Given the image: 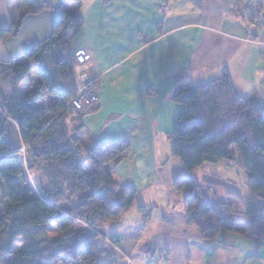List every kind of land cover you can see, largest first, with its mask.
<instances>
[{
	"label": "trees",
	"instance_id": "obj_1",
	"mask_svg": "<svg viewBox=\"0 0 264 264\" xmlns=\"http://www.w3.org/2000/svg\"><path fill=\"white\" fill-rule=\"evenodd\" d=\"M15 3L17 17L0 31L1 40L16 37L28 16L54 11L57 19L49 38L0 62V264H100L102 228L118 222L136 198L111 171L130 146L98 144L82 123L84 113L67 106L80 87L71 54V40L83 26L80 3ZM251 3L263 7L262 0ZM179 74L170 97L181 108L169 135L171 156L191 174L233 163L235 155L251 195H235L246 210L240 218L226 203H212L191 178H175L187 223L209 242L223 234L244 238L254 227L253 239L264 238V110L256 88L240 96L227 69L205 85ZM46 225H54L57 235L33 236ZM20 234L23 245L12 251Z\"/></svg>",
	"mask_w": 264,
	"mask_h": 264
},
{
	"label": "crops",
	"instance_id": "obj_2",
	"mask_svg": "<svg viewBox=\"0 0 264 264\" xmlns=\"http://www.w3.org/2000/svg\"><path fill=\"white\" fill-rule=\"evenodd\" d=\"M15 1L0 0V31L9 30L17 17ZM37 1L57 8L62 0ZM76 1L83 26L71 40L73 70L79 86L96 81L100 97L82 123L98 144H129L111 171L136 191L131 209L102 228L105 240L97 247L105 254L99 263L264 264V238L223 234L217 242L203 240L201 231L187 223L173 188L175 178L215 187L231 213L239 206L245 218L235 195L251 196L239 190L246 188V177L234 171L237 157L214 165L225 171H201V181H195L196 171L189 174L180 161H172L169 138L181 110L170 101L179 73L193 85H205L221 79L227 69L235 91L246 97L255 87L264 110V25L257 16L264 8L251 0ZM56 19L54 11L26 17L16 37L0 39V62L49 38Z\"/></svg>",
	"mask_w": 264,
	"mask_h": 264
},
{
	"label": "rangeland",
	"instance_id": "obj_3",
	"mask_svg": "<svg viewBox=\"0 0 264 264\" xmlns=\"http://www.w3.org/2000/svg\"><path fill=\"white\" fill-rule=\"evenodd\" d=\"M262 8H264V0H262ZM258 16V22H259V24L260 25H264V10H263V12L262 11H260L259 12V14L257 15ZM40 106H42V104H40ZM22 151H24V148L22 149ZM172 161H175V163H178L179 165H180V163H179V160H177V159H172ZM172 163H174V162H172ZM178 164H175L174 166H173V170H176V165H178ZM239 166V168L237 167V166H235L234 168H235V170L234 171H242V169H241V166H240V164L238 165ZM201 171H225V170H218V166L217 167H214V166H204L203 168H200L199 170H197L194 174H193V178L195 179V181H201V177L203 176L202 174H201ZM244 177V176H243ZM243 180H245V178L243 179ZM201 186V185H200ZM202 187V186H201ZM247 188V187H246ZM246 188H245V186L244 187H242V188H239V190H241V192H242V194H243V196L245 197V195H246V193H248V191L246 190ZM202 189L206 192V190H207V192H206V196H207V198H209V200H211L212 201V203H216V202H221V199L223 198V196H222V192L220 191V190H218L217 188H215V187H208V189H205V188H203L202 187ZM179 195V194H178ZM248 195V194H247ZM251 195L249 194V196L248 197H250ZM179 197L182 199V194H180L179 195ZM244 199H246V198H244ZM133 206V205H132ZM131 206V207H132ZM241 206L242 207H244V205H243V203L241 202ZM131 207L130 208H128V210H130L131 209ZM234 210H235V213H232L234 216H236V217H240V218H243L242 216H240V212H241V208L239 207V206H236L235 208H234ZM0 217H3L4 218V214H2L1 212H0ZM44 228H45V230H41V229H39V228H37V229H35V231L32 233L33 234V236H36V237H43L44 235H47L48 234V236H50V237H52V236H56L57 235V230H56V227L54 226V225H46V226H44ZM259 230V228H257V227H254L253 229H251V231H250V233L248 234V237H250V238H254V237H252L253 236V234L256 232V231H258ZM2 241H4V237L2 238ZM107 242V241H106ZM109 242L110 241H108V244H109ZM23 245V241H22V235L20 234L19 236H18V238H16V240L14 241V244H13V247H12V251H17V250H19L20 248H21V246ZM110 245V244H109ZM112 245H113V243H112ZM166 256H167V253H166ZM162 257H164V256H162Z\"/></svg>",
	"mask_w": 264,
	"mask_h": 264
},
{
	"label": "built area",
	"instance_id": "obj_4",
	"mask_svg": "<svg viewBox=\"0 0 264 264\" xmlns=\"http://www.w3.org/2000/svg\"><path fill=\"white\" fill-rule=\"evenodd\" d=\"M98 88L99 85L96 81L80 86L76 94L67 103V106L83 113L95 110L100 104ZM109 244L117 250L115 245H112L111 242ZM161 255L165 257L166 252H161Z\"/></svg>",
	"mask_w": 264,
	"mask_h": 264
}]
</instances>
